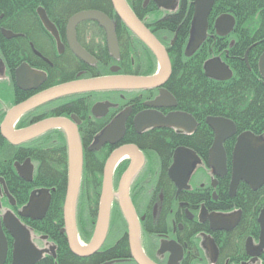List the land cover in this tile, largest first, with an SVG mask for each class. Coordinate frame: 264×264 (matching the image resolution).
Returning <instances> with one entry per match:
<instances>
[{
    "label": "flooded vegetation",
    "instance_id": "1",
    "mask_svg": "<svg viewBox=\"0 0 264 264\" xmlns=\"http://www.w3.org/2000/svg\"><path fill=\"white\" fill-rule=\"evenodd\" d=\"M40 1L43 0L35 2ZM124 2L140 23L153 34L162 46L171 67L176 53L180 51L184 57L192 34L193 0H172L171 7L158 5L155 0H124ZM109 5L111 7L110 2ZM39 7L44 10L42 6ZM105 14L115 26L119 59L114 60L110 57L107 51L105 31L94 22H82L76 28L75 37L76 43L93 57L96 62L95 66H89L79 61L73 55L66 41L65 29L58 28L56 24L50 21L45 12L47 19L54 26L58 34L61 46L59 48L58 43L50 32L43 27L36 12L43 32L41 34L37 32L35 38L40 50L46 54V57L30 44L33 55L42 61V64H39V66H42L35 68L25 61L24 64L31 70L44 74L46 79L37 86H35V83L26 84L25 82L22 84V87H28V89H22L18 86L15 71L23 62L10 69L0 56V126L7 111L12 107L51 88L48 87V84L53 82L55 78L50 76V71L56 69L57 73L61 72L65 60L70 57H73L76 62L86 67L97 68L101 64V59H103L100 52L104 50L111 61H113L106 65L108 66L109 73H111L110 69L112 67H118V72H120L122 65L140 67L147 60L149 61V55L152 54L149 49L126 27H122L123 23L111 10ZM175 16L180 18L179 26L177 24H172L169 28L157 26L159 21ZM213 24L210 27L208 23L206 36L197 48L199 50L204 45L208 49L210 54H208L205 62L216 58L220 64L226 66L228 72L230 71L231 74L236 73L237 62L240 60L244 62L247 69H250L247 58L248 52L259 44L258 41H255V34L252 33L251 40L249 39L248 41V47L245 49L243 57L240 58L239 53H232V48L239 45L241 31H245V29L237 27L235 21L231 31L224 36H220L216 33ZM2 30L9 31L6 29ZM9 32L13 34L12 31ZM13 38L15 37L7 39ZM122 50L126 52V57L124 56L125 61L122 60ZM194 54L195 52L191 57ZM260 56L258 57L256 67L261 78L258 70ZM251 60H253V57H251ZM137 73L146 77L153 74V72L147 73L142 70H139ZM83 74L84 72L81 71L76 77ZM231 74L230 76H232ZM32 85L35 88H31ZM158 97H160V91L151 88L124 93H99L83 97V99L74 96L67 98V101L65 98H59L24 113L15 122L13 128L14 130H19L36 122L61 116L63 115L66 102L69 107L72 105V107H75L73 112L70 111L69 114H64V116L68 117L66 119L72 120V117H74L77 120L82 115L81 111L89 113L88 119L93 122L94 130L82 129L80 128L81 125L72 120L77 124L79 129L78 135L81 140L84 158L85 155H88L86 163L85 159L83 162L81 183L75 205V225L78 241L81 245L86 246L93 236L101 187V184H99V187H83V180H97L102 177L106 161L116 150L126 146H137L141 157L139 167L129 183L128 199L138 221L140 250L149 260L154 264H263L264 248L260 249L258 255L253 258L246 254L245 243L248 239L244 242L246 261L236 263L232 247L230 246L227 248V251L225 250L223 236L226 231H212L210 228L209 216L232 215L236 211L234 209L226 210L221 202L224 195L228 193V186L231 180V154L233 148L230 156H227L224 147L225 143L223 144L226 155V173L220 177L216 170L208 164L209 149L213 142V134L209 130L210 128L208 127V132L206 133L211 138L210 142L200 139L193 142V136L201 126L198 122V117L191 112L183 110L179 101L173 95V106L152 108L144 105L145 103L155 101ZM80 100L85 104V107L81 109L77 105ZM91 102L92 106L97 104L107 105L105 112L102 110L94 112L91 107L87 111V106ZM125 112L127 116L121 140L114 144L105 143L97 150H90L104 128L112 120L119 118ZM173 114H185L192 117L195 127L190 132L174 127H146L141 132H138L136 129L135 118L140 115L149 118H165ZM22 120L23 124H20ZM53 131H57L59 134L56 135L55 140L52 139L50 142L52 144L62 142L61 144H63V132L60 130H52L50 132ZM47 133L22 144L13 146L8 143L11 146V152L15 156L12 159L14 161L10 163L8 172L0 168V225L7 244V258L10 259L11 257L13 239L3 227V219L9 214L15 217L29 231L32 244L38 250L45 251L42 254V258L48 259V257H52L56 260V264H106L111 261L114 262L112 264H136L131 256L126 220L120 207L118 195L119 183L132 165V159L128 156H123L117 160L112 171L113 198L110 205L109 225L105 241L96 253L88 257H76L67 246H64V251H66L63 252L56 240L52 239L48 234H40L35 230V227L45 226L52 220V218L48 219V215L51 211L55 188L34 186L33 183L41 165V161L39 160L41 158H34L35 156L40 157V152L34 145H43L44 142L40 139ZM152 145L162 147L163 150L159 151V148L154 149ZM205 147L207 148L205 149ZM178 149L181 150L182 155L185 152L188 154L187 151H190L195 160H192V156L188 157L184 155L177 169L173 173H170V168L174 164V155ZM45 163L47 165L50 164V167H53V164H57L58 176H63L65 165L67 172V162L62 157V153H60V156L57 155V159L53 157L50 160L46 159ZM26 168L31 169V181H26L18 175V169L21 170V173L26 174ZM225 179H228L226 189L224 186ZM44 189L48 191L50 202L43 217L39 219L38 212H34L31 218L22 217L21 212L27 207L30 195L34 193L35 196H39V192ZM33 217L34 219H32ZM86 227L90 231L88 236L85 235L84 229ZM121 230H123V234ZM251 243L254 248L253 250H257L259 246L258 237L252 239ZM113 249L116 253L111 254V250ZM226 256L227 259L225 258ZM9 259L7 260L9 263L4 262V264H10L11 261ZM116 261L120 262L115 263Z\"/></svg>",
    "mask_w": 264,
    "mask_h": 264
},
{
    "label": "water",
    "instance_id": "2",
    "mask_svg": "<svg viewBox=\"0 0 264 264\" xmlns=\"http://www.w3.org/2000/svg\"><path fill=\"white\" fill-rule=\"evenodd\" d=\"M39 1V0H35ZM116 17L134 34L153 54L159 64L158 73L152 77L145 76H118L113 73L116 69L112 67L110 76H101L87 79H77L46 89L24 102L12 107L7 111L0 126L2 138L10 145H18L33 140L40 135L54 129L62 130L68 142L67 151V183L62 208L65 224V235L73 255L78 257H88L98 251L105 241L109 221L110 205L113 198L111 172L114 163L123 156H130L132 165L125 173L119 183V202L124 218L128 224V239L132 257L138 264H152L142 254L139 247V227L136 215L128 199V187L131 178L139 167L140 153L134 146H126L116 150L107 160L104 176L101 184V194L99 199L97 219L94 227L93 237L90 243L83 247L78 243L75 227V204L80 187V178L82 171V148L79 140L76 125L73 121L66 118H48L25 128L14 130L13 125L24 113L33 110L46 103L55 101L59 98L70 97L79 94H92L98 92H110L117 90H143L162 86L170 75V62L166 52L158 41L152 36L146 28L137 20L127 4L123 0H109ZM158 5L171 7L172 0H155ZM215 0H193V24L190 42L185 50V55L190 56L197 50L203 42L208 27V17L212 10ZM37 15L43 27L50 32L53 38L60 46L58 34L54 26L47 19L42 8L37 9ZM86 20L96 21L105 31L107 51L114 60L119 59V49L115 36V26L105 15L97 11H83L73 15L66 26V41L73 55L82 63L95 66L96 62L84 49H82L75 40L76 26ZM234 25V19L231 16H219L215 19L213 27L220 36L228 34ZM5 38L15 37L11 32L2 30ZM38 55V54H37ZM258 70L264 79V53L258 61ZM16 80L18 86L22 89V84L35 83V86L45 81V75L31 70L26 64L20 65L16 71ZM205 76L215 80H227L230 76L226 66L220 64L217 60H211L205 64ZM31 86V88H35ZM166 103V104H165ZM173 98L164 90H160V97L150 103L152 108L164 106H173ZM107 105L97 104L92 111L102 110L105 112ZM127 113H123L117 120L97 138L96 143L90 150H97L105 143L114 144L121 140L124 134V122ZM72 120L76 119L72 117ZM77 122V121H76ZM207 124L214 134L213 144L209 150L208 164L214 168L218 176L222 177L226 173V155L223 144L226 140L236 135L234 124L223 118H207ZM135 126L138 132L146 127H174L180 130L190 132L195 127L192 117L185 114H173L165 118L146 117L140 115L135 118ZM184 155L192 156L187 151ZM184 155L180 149L174 155V164L170 168L173 173ZM231 180L229 184V194L234 196L240 183L247 185L252 191L258 190L264 185V139L255 136L250 132L237 135L231 154ZM18 175L26 181H31V169L26 168V174L18 169ZM182 182V181H181ZM185 182V180H183ZM179 185V184H178ZM50 202V196L47 190H41L39 196L32 193L29 197V203L21 212L24 217H32L34 212H38L41 218L46 212ZM34 218V217H33ZM210 228L212 231L234 229L239 220L240 213L232 215L209 216ZM257 223L260 228L259 246L253 250L251 240L245 243L246 254L250 257L257 256L260 249L264 248V207L262 208ZM3 227L7 230L13 239L12 264H36L41 258L44 250H38L31 242L29 231L14 217L5 216ZM7 244L5 236L0 225V264H4ZM111 264V262L106 263Z\"/></svg>",
    "mask_w": 264,
    "mask_h": 264
},
{
    "label": "trees",
    "instance_id": "3",
    "mask_svg": "<svg viewBox=\"0 0 264 264\" xmlns=\"http://www.w3.org/2000/svg\"><path fill=\"white\" fill-rule=\"evenodd\" d=\"M39 6L44 8L50 21L62 30L65 29L68 18L81 10H103L105 13H108L109 10H111L109 0H43L40 2L30 0H0V30L6 29L13 33H21L23 35L21 38L8 40L4 38L0 32V56L10 69L24 61L35 68H40L42 66H39V64H42V61L33 55L30 48V44H32L37 51L46 57V54L40 50L37 39L35 38L37 32L40 34L43 32L42 26L36 15V9ZM222 13L230 14V16L234 17L236 26L240 29H245V31H241L239 45L232 48V53H239L240 58L243 57L245 49L249 44L248 41L252 37L250 31L254 28L257 29V32L255 33V41H258L259 44L252 50H249L247 56L250 69H247L244 62L240 60L237 62V76L234 79L221 84L206 79L202 75L201 70L199 72L198 67L195 66L199 64L201 65L208 58V49L203 45L190 58H182V54L175 55L176 58H173L174 62L172 64L173 72L168 83L169 89L167 90L172 93L174 97H177L183 110L191 112L198 117V122L200 124H202L203 119L207 116H222L234 123L238 134L242 132H250L253 135L260 136L264 139V85L259 80L260 77L256 67L258 57L264 52V0H215L208 17L210 27H212L213 21ZM179 19L178 16L166 18L159 21L157 26L160 28H169L172 24H177L179 26ZM122 27L124 26L122 25ZM100 53H102L103 59H101V64H99L97 68L86 67L81 63L76 62L73 57L66 59L61 72L57 73L56 69L50 71V76H53L55 80L49 83L48 87H53L77 79L109 75V69L106 65L113 61H111L104 50ZM121 53V56H123L122 60L125 61L124 56L126 55V52L122 50ZM251 57H253V60H251ZM151 59H154L152 54L149 55V60ZM180 59L185 60L189 65L184 67V69H181L180 79H177L175 87L173 79L177 76V62ZM81 71H83L84 74L76 77ZM138 75L141 74L138 73ZM261 88L263 92L260 90ZM94 94L99 93L75 95V97L83 99V97ZM67 98L69 97L65 98L66 101ZM77 105L80 109L85 107L82 100H80ZM72 106L69 107L66 105L64 112H73L75 107ZM20 124H23V120ZM203 131V127L200 126L194 134L192 141L194 142L195 140L200 139L210 142L211 138ZM58 134L57 131L47 133L40 139L44 142L43 145L38 144L34 145V147L40 152L41 147L52 146L49 141L52 138L56 139V135ZM234 142V138L225 142L224 147L227 156H230ZM152 148H159V151L163 150L162 147H157L156 145H152ZM206 148L207 147H205V149ZM53 153L52 150H49L47 152H40V157H34L35 159L41 158L39 159L41 165L33 183L34 186H43L50 189L55 188L54 199L51 203V211L49 215L52 213H58L56 215H61V207L65 197L67 183V172L65 165L63 176H58V163L56 162L57 164H53V167H50V164L47 165L45 163L46 159L50 160L51 157L57 159V155L60 156V154ZM14 157V154L11 152V146H9V144L1 137L0 168L3 171L8 172L10 163L14 161L12 160ZM62 157L64 158L63 154ZM88 182L99 183L100 180L97 179ZM227 184L228 179H225V189ZM96 187H99V185ZM228 202L229 203L225 205L226 210L240 209L242 211L240 223L232 231L231 235L228 236H231L232 239L231 246L233 256L236 257L235 262L240 263L246 261L244 253L245 240L248 237L256 239L259 233L257 216L264 205V186L258 191L252 192L247 185L240 183L235 196ZM35 230L38 233L47 234L45 226L35 227ZM61 243L60 249L65 252V245H63L64 241L62 238ZM225 258L227 259V256ZM38 264H51V262L49 259H44Z\"/></svg>",
    "mask_w": 264,
    "mask_h": 264
},
{
    "label": "bare ground",
    "instance_id": "4",
    "mask_svg": "<svg viewBox=\"0 0 264 264\" xmlns=\"http://www.w3.org/2000/svg\"><path fill=\"white\" fill-rule=\"evenodd\" d=\"M35 1V0H34ZM124 1V0H123ZM112 7V6H111ZM83 11H97V12H100L99 10H93V9H90V10H83ZM83 11H79V12H83ZM101 11H103V10H101ZM111 11L114 13V15H115V12H114V10H113V8H111ZM79 12H77V13H79ZM132 12V11H131ZM77 13H75V14H77ZM101 14H103V15H105L106 16V14L104 13V12H100ZM133 13V12H132ZM74 14V15H75ZM230 16V14H228V13H222L220 16ZM73 16V15H72ZM72 16H70L69 18H68V20L66 21V26H67V23H68V21H69V19L72 17ZM107 18H108V16H106ZM219 17V16H218ZM217 17V18H218ZM232 17V16H231ZM233 18V17H232ZM109 19V18H108ZM110 20V19H109ZM138 20V19H137ZM139 21V20H138ZM215 21V20H214ZM213 21V22H214ZM83 22H94V23H96L97 24V26L98 27H100L99 26V24L96 22V21H91V20H86V21H83ZM140 22V21H139ZM234 22H235V20H234ZM82 23V22H81ZM121 23H122V21H121ZM80 24V23H79ZM78 24V25H79ZM114 24V23H113ZM77 25V26H78ZM124 27H126L124 24H122ZM143 25V24H142ZM77 26H76V28H77ZM144 26V25H143ZM145 27V26H144ZM76 28H75V32H76ZM101 28V27H100ZM127 28V27H126ZM146 28V27H145ZM103 29V28H102ZM128 29V28H127ZM129 30V29H128ZM146 30L149 32V30L146 28ZM253 30H255V32H253ZM2 31V29L0 30V32ZM251 34L252 33H256L257 32V29L256 28H254V29H252L251 31ZM150 34H151V32H149ZM1 34H2V32H1ZM13 35H15V38H13V39H17V38H21L23 35L21 34V33H13ZM134 35V34H133ZM152 36H153V34H151ZM65 37H66V27H65ZM155 38V37H154ZM7 39V38H6ZM75 40H76V37H75ZM187 49V48H186ZM198 51V50H197ZM197 51H195V53L197 52ZM182 52H178V53H176V54H181ZM194 53V52H193ZM208 54H210L209 52H208ZM154 57V56H153ZM181 57V56H180ZM191 57V55L190 56H186V55H184V57H182V58H190ZM176 58V57H175ZM211 60H217L218 62H219V60L218 59H216V58H213V59H211ZM211 60H209V61H211ZM209 61H207V62H209ZM207 62H203L201 65L199 64V65H195V66H197L198 67V69H199V72H200V70H201V73H202V75L204 76V77H206L205 76V74H204V72H205V64L207 63ZM25 62H23L22 64H24ZM189 65V63H187L185 60H182V59H180L178 62H177V69H178V71H177V76L176 77H174V79H173V81H174V83H175V87H176V81H177V79H180V73H181V69H184V67H187ZM179 66V67H178ZM115 69H116V72L115 73H113L114 75H118V76H141V75H138V71L139 70H142L143 72H147V73H151V72H153V74L151 75V76H149V77H152V76H155L157 73H158V70H159V64H158V62H157V60L155 59V57H154V59H151V60H147L144 64H142V66H131V65H122V67L120 68V72H118V67H114ZM171 69H170V75H169V77L167 78V80L165 81V83L162 85V86H160V87H156V88H153V89H158L159 91L160 90H164V91H166L171 97H172V93H170L167 89H169V85H168V83H169V80H170V78H171V76H172V72H173V69H172V67H170ZM229 74H231V72L229 71ZM110 75H112V73H110L109 75H107V76H110ZM232 76H230L227 80H221V81H217V80H215V79H210V80H212V81H214V82H216V83H219V84H221V83H224V82H227V81H230V80H232V79H234L236 76H237V73H233V74H231ZM261 76V75H260ZM143 77V76H142ZM146 77V76H145ZM208 78V77H207ZM259 80L263 83V85H264V79L261 77V78H259ZM224 81V82H223ZM62 84V83H61ZM60 85V84H59ZM57 86V85H56ZM54 87V86H53ZM264 88V87H263ZM260 90H262V88L260 89ZM134 91H139V90H117V91H110V92H120V93H124V92H134ZM262 92H263V90H262ZM98 93H107V92H98ZM79 95H85V94H79ZM251 97H252V95H251ZM63 98H66V97H63ZM176 99H177V97H175ZM153 102V101H152ZM151 102V103H152ZM67 105V103H65V106ZM145 106H149L150 107V103H145L144 104ZM95 105H93L92 106V102L91 103H89L88 104V106H87V111L90 109V107H91V109H93V107H94ZM70 113V111L69 112H64L63 111V115L64 114H69ZM81 114L82 115H80L79 117H78V119L76 120L77 121V124L78 125H81V127L80 128H82V129H88V130H90V129H92V130H94L95 129V127L92 125V121H90L89 119H88V116H89V113H86V112H84V111H81ZM5 117V116H4ZM55 118H68V117H66V116H58V117H55ZM207 118H223V119H226V120H229V119H227V118H225V117H222V116H219V117H215V116H207V117H205L204 119H203V121H202V124H201V126L203 127V132L206 134L207 132V129H208V124H207ZM4 119V118H3ZM117 120V118L115 119V120H112V122L107 126V127H105L104 128V130L105 129H107L108 127H110L115 121ZM70 121H72V120H70ZM230 121V120H229ZM232 122V121H231ZM233 123V122H232ZM77 124L75 123V125H76V128H77V132H78V127H77ZM234 124V123H233ZM235 126V125H234ZM150 127H153V126H150ZM156 128H162V127H156ZM235 128H236V126H235ZM54 130H59V129H54ZM103 130V131H104ZM210 131H211V129H209ZM50 131H52V130H50ZM50 131H48V132H50ZM60 131H62V130H60ZM102 131V132H103ZM142 131V130H141ZM140 131V132H141ZM63 132V131H62ZM101 132V133H102ZM212 132V131H211ZM47 133V132H46ZM242 133H245V132H242ZM45 134V133H44ZM63 134H64V132H63ZM212 134H213V132H212ZM239 134H241V133H239ZM238 133H237V130H236V135L235 136H233V137H231V138H229L228 140H230V139H232V138H234V139H236V137H237V135H239ZM43 135V134H42ZM101 135V134H100ZM99 135V136H100ZM41 136V135H40ZM98 136V137H99ZM52 139H54L55 140V138H52ZM52 139L50 140V141H52ZM213 139H214V134H213ZM64 143L63 144H61V143H54V144H52L50 141H49V143H50V145H52V146H43V147H41V150H40V152H47V151H49V150H52L54 153L53 154H60L61 152H62V154H63V156H64V158H65V160H66V162H67V151H68V142H67V140H66V136H65V134H64ZM79 140H80V137H79ZM228 140H226V141H228ZM225 141V142H226ZM224 142V143H225ZM80 143H81V140H80ZM212 144H213V142H212ZM234 144H235V142H234ZM14 146V145H13ZM211 147H212V145H211ZM210 147V148H211ZM234 147V146H233ZM81 148H82V144H81ZM136 149H138V147L136 146L135 147ZM210 150V149H209ZM112 156V154L110 155V157ZM109 157V158H110ZM128 157H130V156H128ZM108 158V159H109ZM131 158V157H130ZM84 159H85V163H86V160L88 159V155H85V158H84V155H83V151H82V167H83V162H84ZM119 160V159H118ZM107 162V161H106ZM116 163H117V161L114 163V165H113V168H112V171H113V169H114V167H115V165H116ZM105 165H106V163H105ZM105 165H104V169H105ZM85 166H86V164H85ZM231 171H232V169H231ZM9 174V173H8ZM104 174V172L102 173V177H100L99 178V180H100V182L99 183H93V182H91V183H89L88 181H91V180H83V187H86V188H93V187H96L97 185H99V184H102V180H103V175ZM111 177H112V172H111ZM112 179V178H111ZM92 180H95V179H92ZM67 182V181H66ZM80 183H81V178H80ZM264 186V185H263ZM262 186V187H263ZM249 188V187H248ZM250 189V188H249ZM259 189H261V187L259 188ZM258 189V190H259ZM251 190V189H250ZM258 190H255V191H252V192H256V191H258ZM236 191H237V189H236ZM100 194H101V187H100ZM235 194H236V192H235ZM234 194V195H235ZM233 197L234 196H231L230 194H229V186H228V193L226 194V195H224V197L222 198V200H221V202H222V206H225L226 204H228L229 202L228 201H230V200H232L233 199ZM99 199H100V195H99ZM63 204H64V200H63V203H62V207H61V215L59 214V215H56V214H58V213H52V214H50V215H48V219L49 218H52V220H51V222H48L46 225H45V228H46V232H47V234L52 238V239H54V240H56L57 242H58V244H59V246H60V244H62L61 243V238H62V240L64 241V244L63 245H65V247L67 246L69 249H70V247H69V245H68V242H67V237H66V235H65V224H64V219H63V213H62V208H63ZM76 205V204H75ZM98 205H99V200H98ZM264 207V205L262 206V208ZM262 208L260 209V211H259V213H258V216H259V214H260V212H261V210H262ZM97 211H98V207H97ZM236 212H239L240 213V220H241V218H242V211L240 210V209H238V210H236L235 211V213ZM45 214V213H44ZM9 215V214H8ZM9 216H12V215H9ZM21 216H22V214H21ZM258 216H257V219H258ZM13 217V216H12ZM22 217H24V216H22ZM43 217V216H42ZM41 217V218H42ZM74 217H75V214H74ZM15 218V217H14ZM31 218V217H30ZM41 218H39V219H41ZM16 219V218H15ZM32 219H34V218H32ZM96 219H97V215L95 216V221H94V227H95V223H96ZM17 220V219H16ZM240 220H239V222H238V224L240 223ZM18 221V220H17ZM238 224H237V226H238ZM108 225H109V221H108ZM257 225H258V223H257ZM42 227V226H41ZM75 227H76V225H75ZM126 228H127V234H128V224H127V222H126ZM258 228H259V225H258ZM85 235L86 236H88L89 235V233H90V231H89V229L86 227L85 229ZM107 230H108V227H107ZM2 232H3V229H2ZM121 232H122V234H123V230H121ZM259 232H260V228H259ZM93 233H94V229H93ZM231 233H232V231H226V233L224 234V236H223V238H224V240H225V248L227 249V248H229L230 246H231V244H232V239H231V236L230 237H228L229 235H231ZM4 234V233H3ZM40 234H42V233H40ZM76 234H77V231H76ZM259 234V233H258ZM63 236V237H62ZM93 237V236H92ZM258 237V239H259V236H257ZM59 239V240H58ZM77 239H78V237H77ZM92 239V238H91ZM247 239H250L251 241H252V237H248ZM91 241V240H90ZM67 242V243H66ZM78 243H79V241H78ZM90 243V242H89ZM88 243V244H89ZM80 244V243H79ZM87 244V245H88ZM81 245V244H80ZM86 245V246H87ZM103 245V244H102ZM81 246H83V245H81ZM83 247H85V246H83ZM232 247V246H231ZM100 249V248H99ZM98 249V250H99ZM114 249H116V248H114ZM111 250V254H114V253H116V251L115 250ZM225 249V250H226ZM143 254V253H142ZM10 255V254H9ZM12 252H11V257H10V259L9 258H7V252H6V254H5V259H4V262H7V263H9L7 260L9 259L11 262H10V264H12L13 263V258H12ZM75 256V255H74ZM132 256V255H131ZM143 256L148 260V261H150L152 264H154L151 260H149L144 254H143ZM76 257H78V256H76ZM48 259L50 260V262H51V264H56V260L55 259H53L52 257H48ZM132 259L134 260V258L132 257ZM40 260H44V258H41ZM135 261V260H134ZM120 261H116L115 263H119ZM112 263H114V262H112L111 261V264ZM135 263L136 264H138L136 261H135ZM243 264H245V263H243Z\"/></svg>",
    "mask_w": 264,
    "mask_h": 264
}]
</instances>
